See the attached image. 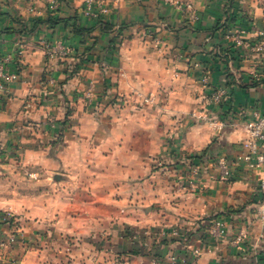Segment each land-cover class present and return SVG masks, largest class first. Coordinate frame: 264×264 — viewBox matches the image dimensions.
<instances>
[{
  "label": "crops",
  "instance_id": "1",
  "mask_svg": "<svg viewBox=\"0 0 264 264\" xmlns=\"http://www.w3.org/2000/svg\"><path fill=\"white\" fill-rule=\"evenodd\" d=\"M231 3L0 0V61L19 74L0 91V241L12 214L35 242L0 247V264H264V168L236 160L264 114L249 45L264 0ZM235 15L251 20L238 46ZM219 88L228 105L210 102ZM217 216L228 235L203 239Z\"/></svg>",
  "mask_w": 264,
  "mask_h": 264
},
{
  "label": "built area",
  "instance_id": "2",
  "mask_svg": "<svg viewBox=\"0 0 264 264\" xmlns=\"http://www.w3.org/2000/svg\"><path fill=\"white\" fill-rule=\"evenodd\" d=\"M90 6L93 5L94 0H89ZM105 12V11H104ZM96 18L100 17V14H93ZM264 36V34H261ZM253 51L259 54L264 53V42H259L254 45ZM10 59L5 58L0 61V91H4L7 86L18 81V72H10L8 70V64ZM210 72L208 70L203 74L202 81L204 84L209 83ZM229 92L226 89L219 88L211 94L210 102L218 105H228L230 103ZM120 103H125L126 98L119 97ZM245 152L236 158L237 161H242L248 164V166L255 168L257 166H262L264 168V114H259L256 118L249 124V138L244 143ZM218 168L222 175L227 179H233L232 170L227 159L222 158L217 162ZM31 178L36 179L38 174H29ZM260 191L262 194V200L259 209V215L264 218V170L263 176L260 180ZM4 222L9 225L10 230H14L17 227V220L12 214H7L4 217ZM201 227L204 228L202 238L207 240H214L218 238L226 237L229 233V228L226 220L222 217H216L208 222H203ZM175 237H179L180 232L178 230L170 233ZM21 238L16 232H12L8 235L6 241H0V247L4 245L13 246L19 242ZM170 264H191L190 260L185 256H179L176 254L171 255L168 258Z\"/></svg>",
  "mask_w": 264,
  "mask_h": 264
},
{
  "label": "rangeland",
  "instance_id": "3",
  "mask_svg": "<svg viewBox=\"0 0 264 264\" xmlns=\"http://www.w3.org/2000/svg\"><path fill=\"white\" fill-rule=\"evenodd\" d=\"M234 1V0H233ZM243 6V5H242ZM237 7H240V8H237V10H240L242 11L243 8L241 6H238ZM245 16V15H244ZM242 17L241 19L235 15L234 19H230L231 20V30H235V32H233L232 34L234 35V40H233V43L235 44V46L237 45H243V44H246L247 42H249L248 40H245L243 35L244 33H246L245 31H248L247 30V27H250V22L251 21L250 19L248 18H245V17ZM226 25V24H225ZM225 27V26H224ZM264 34V30H261L258 32V35H257V39L252 42V44H249L251 47H254L255 44L259 43V42H264V36H262L261 34ZM254 52V51H253ZM254 53H257V52H254ZM259 54V53H257ZM261 57H264V53L262 54H259ZM204 84V83H203ZM207 85V84H205ZM211 95L208 97L210 98ZM127 101H131L130 99H126ZM127 105H129L127 102H126ZM127 105H124V106H127ZM29 139H36V135L34 134V132H32L29 137ZM2 154V150L0 149V155ZM37 174V173H36ZM34 179V178H33ZM37 180H39V176L36 178ZM35 179V180H36ZM1 191H2V188H1ZM15 219L17 220V227L14 229V230H11L12 232H16L19 234V237L21 238L19 240L20 243H23L24 245L26 246H32L35 244V242H31L30 239L29 240H25L24 238V235L22 234V232L20 231L22 229L21 227V224H20V221H18L17 217L14 216ZM11 234V233H10ZM32 240V238H31ZM18 242V243H19ZM36 243H38V246H39V239H36Z\"/></svg>",
  "mask_w": 264,
  "mask_h": 264
},
{
  "label": "trees",
  "instance_id": "4",
  "mask_svg": "<svg viewBox=\"0 0 264 264\" xmlns=\"http://www.w3.org/2000/svg\"><path fill=\"white\" fill-rule=\"evenodd\" d=\"M232 1V3H233V0H231ZM231 3V4H232ZM58 21H60V20H56V19H49V22H52V24L53 25H55V24H57L58 23ZM225 26V25H224ZM224 26H221V24L216 28V30L217 29H219V28H221V27H224ZM104 27H105V29L106 30H110V29H112L110 26H108V25H106V24H104ZM75 32L78 34V35H81V36H84V35H86L87 33H90L91 32V30H85V29H81V28H78L77 27V24H75ZM89 50L90 49H88L87 51L89 52ZM253 86H255L254 84H253ZM223 106H224V104H222ZM221 105V106H222ZM199 231H201V234L203 235V231H204V228L203 227H201L200 229H199Z\"/></svg>",
  "mask_w": 264,
  "mask_h": 264
}]
</instances>
